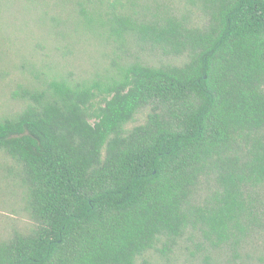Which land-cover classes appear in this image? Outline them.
<instances>
[{"label": "trees", "instance_id": "16d2710c", "mask_svg": "<svg viewBox=\"0 0 264 264\" xmlns=\"http://www.w3.org/2000/svg\"><path fill=\"white\" fill-rule=\"evenodd\" d=\"M264 264V0H0V264Z\"/></svg>", "mask_w": 264, "mask_h": 264}, {"label": "rangeland", "instance_id": "374dc122", "mask_svg": "<svg viewBox=\"0 0 264 264\" xmlns=\"http://www.w3.org/2000/svg\"><path fill=\"white\" fill-rule=\"evenodd\" d=\"M179 264H182V261H180Z\"/></svg>", "mask_w": 264, "mask_h": 264}]
</instances>
